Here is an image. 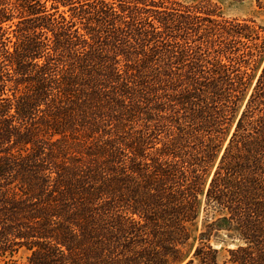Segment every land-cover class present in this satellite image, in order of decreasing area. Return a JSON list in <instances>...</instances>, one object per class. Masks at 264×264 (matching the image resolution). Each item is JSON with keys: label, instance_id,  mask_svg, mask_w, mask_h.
I'll return each mask as SVG.
<instances>
[{"label": "trees", "instance_id": "trees-1", "mask_svg": "<svg viewBox=\"0 0 264 264\" xmlns=\"http://www.w3.org/2000/svg\"><path fill=\"white\" fill-rule=\"evenodd\" d=\"M220 232L264 264V25L0 0V264H218Z\"/></svg>", "mask_w": 264, "mask_h": 264}, {"label": "rangeland", "instance_id": "rangeland-1", "mask_svg": "<svg viewBox=\"0 0 264 264\" xmlns=\"http://www.w3.org/2000/svg\"><path fill=\"white\" fill-rule=\"evenodd\" d=\"M187 2L197 1V0H185ZM219 5L223 16L228 18H238V19H253L258 24L264 25V0H244L242 2H235L232 0H211ZM204 215H201L198 221V229H201L202 220ZM220 236L223 237L221 241H212V245L215 249L218 250L217 261L218 264H232L230 261V255L228 250L235 248V245L231 243L225 236L224 233L220 232ZM28 255V252L21 250L16 257L17 264H23L25 257Z\"/></svg>", "mask_w": 264, "mask_h": 264}]
</instances>
